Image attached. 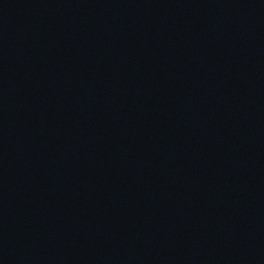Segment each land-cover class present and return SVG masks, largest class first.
I'll list each match as a JSON object with an SVG mask.
<instances>
[{
	"label": "water",
	"instance_id": "95a60500",
	"mask_svg": "<svg viewBox=\"0 0 264 264\" xmlns=\"http://www.w3.org/2000/svg\"><path fill=\"white\" fill-rule=\"evenodd\" d=\"M0 264H264V0H0Z\"/></svg>",
	"mask_w": 264,
	"mask_h": 264
}]
</instances>
